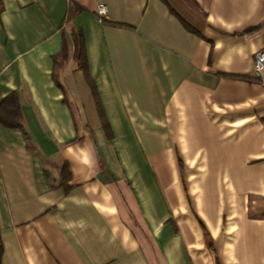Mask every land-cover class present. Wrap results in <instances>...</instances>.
<instances>
[{
    "label": "crops",
    "instance_id": "crops-1",
    "mask_svg": "<svg viewBox=\"0 0 264 264\" xmlns=\"http://www.w3.org/2000/svg\"><path fill=\"white\" fill-rule=\"evenodd\" d=\"M74 1L0 0L1 264H264V0Z\"/></svg>",
    "mask_w": 264,
    "mask_h": 264
},
{
    "label": "trees",
    "instance_id": "trees-1",
    "mask_svg": "<svg viewBox=\"0 0 264 264\" xmlns=\"http://www.w3.org/2000/svg\"><path fill=\"white\" fill-rule=\"evenodd\" d=\"M71 4H72V8H74L75 11L79 10L81 8V6L77 5L74 0H71ZM1 9H2V7L0 5V11H1ZM71 14L72 13H70V11H69V17ZM98 16L100 17V19L103 22L107 21L106 17L99 15V14H98ZM71 27H72L71 32H72L73 41H74V54H73L74 60L77 62V65H78L77 67H79L80 69H83V70H87L88 66H87V60H86L83 32L81 29H79L75 26H71ZM66 57H67V51H66V48H64L61 55L55 57V65L61 64ZM8 99H7V101H8ZM9 100H11L10 102L13 104L16 103L15 101H13L14 100L13 96H11V99H9ZM10 125L21 126L22 123H21V121L17 120L15 122L11 123ZM30 146L33 147V144L31 143ZM61 176L64 178H67L69 176L67 163L64 164L63 170L61 171ZM204 230H205V228H204ZM205 235H206V237H208L207 232H205ZM209 247L211 250L214 251L213 244L210 240H209ZM2 254H3V242L1 239V233H0V264H1Z\"/></svg>",
    "mask_w": 264,
    "mask_h": 264
},
{
    "label": "built area",
    "instance_id": "built-area-1",
    "mask_svg": "<svg viewBox=\"0 0 264 264\" xmlns=\"http://www.w3.org/2000/svg\"><path fill=\"white\" fill-rule=\"evenodd\" d=\"M106 5L103 3L99 4V8H98V13L99 15H102L106 12ZM264 69V48L258 50L255 53V57H254V71L255 74L257 76L260 75V73L263 71Z\"/></svg>",
    "mask_w": 264,
    "mask_h": 264
}]
</instances>
